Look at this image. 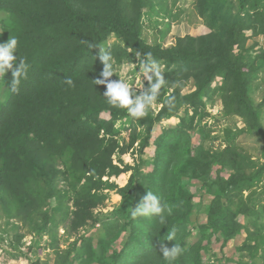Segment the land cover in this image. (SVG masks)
Instances as JSON below:
<instances>
[{
  "label": "trees",
  "instance_id": "16d2710c",
  "mask_svg": "<svg viewBox=\"0 0 264 264\" xmlns=\"http://www.w3.org/2000/svg\"><path fill=\"white\" fill-rule=\"evenodd\" d=\"M196 2L200 15L212 6L216 9L221 31L212 22L209 32L179 36L167 45L170 36L151 44L143 29L152 20L166 22L170 28L172 21L181 18L168 8V0H0V44L10 37L17 39V59L29 66L18 93L10 90L11 71L0 75L1 210L8 219L17 218L40 235L48 229L54 212H63L72 200L69 226L73 232L87 221L102 226L97 243L94 236L82 235L69 244L64 256L59 253L55 264L94 260L102 264H169L161 246L171 248L175 243L184 251L172 264H205L203 254L213 240L225 245L242 232L247 239L239 250L253 254L249 264H264L260 243L264 187L256 191L264 178V96L260 101L254 96L256 79L264 72V45L256 49L259 41L248 42L252 36H264V0H242L243 7L253 11L247 18H234L233 12L224 10L227 5L234 8L233 0ZM164 31L158 30L161 38L166 36ZM113 36L117 39L108 43ZM96 46L113 56L116 75L111 80L119 79L118 68L124 63L139 62L137 52L142 58L147 52L152 54L166 78L156 114L149 111L142 119H133L127 109L108 104L103 95L106 85L96 86L94 81L104 67ZM67 77L74 86L64 82ZM218 77L222 83L213 86ZM191 79L196 89L182 92V83ZM148 86L146 80L143 87ZM215 94L220 96L225 114L243 120L247 131L263 143L258 163L238 150L234 143L237 133L232 129H226L228 143L223 148L206 146L202 117L209 116L206 107ZM183 108L192 109L191 116L183 117L176 127L163 128L153 140L155 154L145 155L156 124ZM105 113L110 117H103ZM126 117L133 129L130 125L129 141L120 143L126 127H118V123ZM137 126L144 127V136ZM196 129L203 138L199 145L192 143ZM138 140L139 159L133 174L129 183L118 189L122 204L100 218L94 208L106 199L104 188H116L103 177L118 176L132 168L114 164L113 155L117 152L121 157L135 149ZM59 161L64 168L58 167ZM145 165L152 169L144 171ZM215 165L220 166L216 173ZM227 170L228 177L222 174ZM61 174L68 185L64 190L58 183ZM185 179L198 180L200 193L208 195L209 202L197 208L195 193ZM69 189L75 194L70 195ZM148 191L171 209L170 214L165 213L167 225L154 216L132 217V208ZM202 213L205 221H201ZM38 215L41 223L36 220ZM173 229L175 240H166ZM22 237L16 233L15 239L19 242ZM15 239L9 241L11 247ZM78 240L82 241L79 248ZM51 245L58 247L55 240Z\"/></svg>",
  "mask_w": 264,
  "mask_h": 264
},
{
  "label": "rangeland",
  "instance_id": "374dc122",
  "mask_svg": "<svg viewBox=\"0 0 264 264\" xmlns=\"http://www.w3.org/2000/svg\"><path fill=\"white\" fill-rule=\"evenodd\" d=\"M233 1L235 9L233 7H230V5H227L224 10L233 12L234 14L232 13V15L234 16V18H247V16L253 14V11L250 10V7H243L242 0ZM168 2V8L171 11H177L180 14L181 18L179 20L172 21L170 28L167 27L166 22H163L161 20L159 21V24H157L154 20L145 24V28L143 29V35L149 43L152 44L155 40L161 41L168 37L169 33L170 36H173V38H177L175 37L173 29L179 24L186 25L189 34L192 35H198L209 32V24L211 23L212 25V22L217 26L216 30L221 31V17H218V13L213 6L207 9L205 15H200L197 10L196 0H168ZM160 11L162 13L161 15H159L163 16V14H165V11L162 7ZM158 30H165L164 35L166 36L164 38H161L162 32H158ZM247 33L250 34L251 31H247ZM116 39L117 38L113 36L109 39L108 43H111ZM255 41H259L258 46H256L257 49L259 48V45H264V36L262 34L259 36H252L248 41L249 45H252ZM139 71L140 68L138 61L134 63L126 62L118 68L120 78L125 80L129 84L130 88L135 89L137 94L138 91L142 90L140 88H143V84L147 80ZM221 83L222 78H217V80L213 83V86H218ZM255 84L257 92H255L254 96L256 100L260 101L261 97L264 96L263 71L259 74ZM194 85L195 81L191 79L183 82L180 88L182 92H190L195 89ZM160 107L161 105L159 103H156V105L153 108L149 109V111L156 114L159 111ZM208 108L210 111L208 112L209 116H203L201 124V129L204 130V137L207 140V142L205 143L206 146L208 144H212L215 148H223L228 143V141L226 140V129H232L237 133L234 143L236 144L238 150L251 158L254 157L253 159L256 160V162L258 163V157L262 152L263 143L257 140L256 135H253L247 131V126L245 125V122L240 118H233L232 116L225 114L224 107L219 95L215 94L214 98H212L211 101L208 103L206 109ZM188 115L191 116L190 108H183L182 111H180V113L175 117L157 123L153 132L151 143L156 138V136L162 131L163 128L176 127L180 125L182 123L183 117ZM103 117L109 118L110 116L108 113H105L103 114ZM195 121H198V117ZM122 124H124L126 128H124L122 133L120 134L119 141L120 143H126L130 139V117H126L125 119L120 120L118 123V127H120ZM136 130H138L142 136L145 135V129L143 126H137ZM139 141L140 140H138L136 145L139 143ZM202 141L203 138H201V132L196 129L192 138V143L193 145H199ZM147 153L152 154L153 148H148L146 154ZM138 155L139 154L135 150L129 154L123 155L122 160L125 163H130L129 165L131 166H135L137 163V158L139 157ZM115 159L119 162V156L116 155ZM61 163V161L58 162V167L64 168ZM143 168L144 171H149L152 169L148 165H145ZM219 169L220 166L215 165L213 168L214 173H216ZM222 174L228 177L230 175V170L222 171ZM131 176V171H129L125 174H121L119 177L112 178V180H114L117 186L115 189L108 187L104 188L103 191L107 195V197L104 202L97 207L95 215H99L100 218L104 217L105 215L108 216L122 204V196L118 193V189L127 185ZM65 177L66 176L64 174H61L60 180L58 182L62 190L67 189L68 186ZM107 182L110 183V181ZM186 183L191 189V191L195 193V204L197 208H200V206L202 207L203 204L209 202V196H202V193H200L199 185L196 182L188 181ZM81 186L82 185H79L78 188H80ZM263 187L264 178L257 187L256 191L260 192ZM66 191H69L70 195L75 194L73 193L74 190L73 192L71 191V189ZM97 192L102 193V191L100 190H98ZM245 195L247 196L248 193L246 192ZM57 203L58 202L56 201V204ZM260 209L263 208L260 207ZM73 210V201H67L64 206V211H55L53 214L55 218L53 217V220L51 221L50 225L48 224V229L45 230L43 234L39 235L38 232L34 230L31 226H27L26 224L19 221L17 218L8 219L7 217H5L0 206V264H55L59 253L64 256V250L70 247L69 244L77 238H80V236H94V241L97 243L98 237L102 235V233L99 231V228L102 227L101 222L93 226L90 221H87V225L82 226L80 227V229L75 230V232H73V230H71L69 226V220L72 217ZM200 216L201 221H205L206 215L202 213ZM240 218L244 221L243 216H240ZM36 220L41 223L42 217L38 215L36 217ZM16 233L23 235L19 242L15 239ZM242 233L243 234H241L238 238L231 239L225 245H223L222 241L213 240L209 247V250L205 251L203 254L204 263H212V261L216 258V261L213 264H239L240 262L249 264L253 254L252 256H249L246 253L247 251L243 253L239 250V248L247 239L246 232ZM4 238H6L7 240L4 241ZM12 239L13 241L15 239L14 247H11L9 245V241H11ZM52 240L56 241V245L58 246L57 248L52 247ZM81 242V240H78L76 247L78 246L79 248ZM251 243H253L252 240ZM260 243H262V245L264 246V235L260 237ZM261 249L262 248L260 247L257 251H261ZM75 254L76 252L75 250H73L72 256H74ZM242 254H244V256ZM80 259L82 258L80 257ZM74 264L81 263H79V261H76ZM87 264L102 263L94 260L93 262Z\"/></svg>",
  "mask_w": 264,
  "mask_h": 264
},
{
  "label": "clouds",
  "instance_id": "9594fccd",
  "mask_svg": "<svg viewBox=\"0 0 264 264\" xmlns=\"http://www.w3.org/2000/svg\"><path fill=\"white\" fill-rule=\"evenodd\" d=\"M170 37L173 38V36ZM173 39L176 42V38ZM173 39L170 44H172ZM17 45H18L17 39L12 37H10V39L6 43L0 44V75L7 74L9 71H11L13 79L11 81L10 90L12 93L19 92V86L22 80L27 79L28 69H29V66L25 63L23 59H21L20 57L19 60L17 59L16 56ZM93 46L94 45L89 43V47L92 48ZM96 47H98L100 50L98 58L104 67H103V71L100 73V78H97L94 81L96 86L106 85V91L104 92L103 95L107 99L108 104H110L114 108L127 109L128 115L133 119H142L143 117H145L149 109L153 108L156 105V102L161 96L162 89L166 86V78L162 73L158 62L152 58V54L150 52L145 53V56L143 58L141 57V54L139 52L136 53V56L139 59V68H140L139 72L149 82V86L146 89L144 87L140 88L143 90L139 94H137L135 89L130 88L129 84L120 77L118 80L110 79L115 74V72L113 71V56L111 52L107 51L105 48L99 46ZM64 82L69 86H74L73 80L70 77L65 78ZM194 87L196 89L195 85ZM170 91L173 90L170 89ZM206 110L210 112L209 108ZM190 112L192 114L193 110L190 109ZM153 142L149 147L146 148L145 155L152 156L155 154V144ZM137 147L138 144L135 145V149H131L129 152L125 154H129L135 150L137 151L136 149ZM148 148H153L152 154H148V153L146 154ZM116 155L119 156V153L116 152L113 155L114 164L122 168L130 164V163H125L122 160L123 155H121V157L119 156L118 159L119 162H118L115 159ZM138 159L139 157L137 158V161ZM129 166L132 168L130 170L122 172L121 174H125L126 172L129 171H131V174H133L134 166L131 165ZM121 174H119L118 176L106 175L103 177V180L110 181V183H113L117 186V184L114 182V180H112V178L119 177ZM188 181L196 182L197 180L185 179V183ZM145 195L146 196L142 198V201L132 208V212H131L132 217L136 218L138 216H143V217L151 218L154 216L158 219L160 224L167 225V217L165 213L167 211V213L170 214L171 209L167 208L166 205H162L160 197H158V195L154 194L153 192L148 191ZM96 209L97 208H94V212H96ZM175 236H176V232L174 229L168 231L166 235V240L169 241L175 240ZM183 251L184 249L181 247L180 244L177 243H175L171 248L163 244L161 246L162 256L165 260L169 261V264H172L173 261H175L179 256H181L183 254ZM214 262L215 260L212 261V263Z\"/></svg>",
  "mask_w": 264,
  "mask_h": 264
},
{
  "label": "crops",
  "instance_id": "0c3cea01",
  "mask_svg": "<svg viewBox=\"0 0 264 264\" xmlns=\"http://www.w3.org/2000/svg\"><path fill=\"white\" fill-rule=\"evenodd\" d=\"M174 33H175V37H179V36H185L186 34H189V31H188V29H187V26L186 25H184V24H182V25H177L176 27H174ZM184 32H185V34H184ZM202 34H205V33H202ZM171 38V37H170ZM168 39L167 40V45H169L170 43H171V41H172V39L173 38H171V39ZM151 167V166H150ZM196 183L199 185L200 184V182L197 180L196 181ZM195 199L196 198H194V203H196V201H195Z\"/></svg>",
  "mask_w": 264,
  "mask_h": 264
}]
</instances>
